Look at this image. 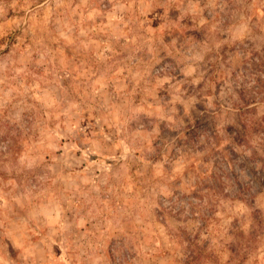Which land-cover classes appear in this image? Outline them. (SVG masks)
<instances>
[{
	"label": "rangeland",
	"instance_id": "374dc122",
	"mask_svg": "<svg viewBox=\"0 0 264 264\" xmlns=\"http://www.w3.org/2000/svg\"><path fill=\"white\" fill-rule=\"evenodd\" d=\"M0 264H264V0H0Z\"/></svg>",
	"mask_w": 264,
	"mask_h": 264
},
{
	"label": "trees",
	"instance_id": "16d2710c",
	"mask_svg": "<svg viewBox=\"0 0 264 264\" xmlns=\"http://www.w3.org/2000/svg\"><path fill=\"white\" fill-rule=\"evenodd\" d=\"M9 136L12 137V140H14V142H16V138L13 136V134L11 132H6L4 135L1 136L2 139H6L8 138ZM253 236V237H251ZM187 236H184V237H180L179 239L181 241H183L184 239H186ZM253 240L255 239L254 238V235H253V230H251L250 232H245V231H239L238 234L236 235V239H237V245L239 246V248L237 249L238 251V254L242 259L245 258V256L247 255V251L249 249H253V246L250 245L249 243V240ZM193 244V245H192ZM193 249V252H189L188 254V258L191 257L192 259H197L199 257H203L206 258L208 255L207 252H204V248L200 245H198L197 241L196 240H190L188 239V242H187V245H186V248H189Z\"/></svg>",
	"mask_w": 264,
	"mask_h": 264
}]
</instances>
